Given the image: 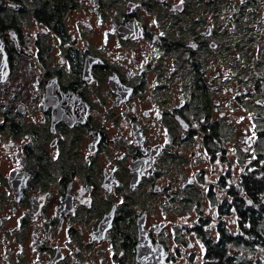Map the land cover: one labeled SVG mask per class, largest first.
Segmentation results:
<instances>
[{"label":"flooded vegetation","instance_id":"1","mask_svg":"<svg viewBox=\"0 0 264 264\" xmlns=\"http://www.w3.org/2000/svg\"><path fill=\"white\" fill-rule=\"evenodd\" d=\"M258 247L264 0H0V264Z\"/></svg>","mask_w":264,"mask_h":264},{"label":"trees","instance_id":"2","mask_svg":"<svg viewBox=\"0 0 264 264\" xmlns=\"http://www.w3.org/2000/svg\"><path fill=\"white\" fill-rule=\"evenodd\" d=\"M260 244H263V241L261 240L260 241ZM245 260H240L238 262H235L234 259L230 258V261L227 263V262H224V264H244ZM255 264H262V261L260 260V258H257L255 260Z\"/></svg>","mask_w":264,"mask_h":264},{"label":"rangeland","instance_id":"3","mask_svg":"<svg viewBox=\"0 0 264 264\" xmlns=\"http://www.w3.org/2000/svg\"><path fill=\"white\" fill-rule=\"evenodd\" d=\"M254 67H255V69H258V63H254ZM254 255H255L256 259L257 258H260L261 259L263 257L262 250H261L260 247L256 248V250L254 252Z\"/></svg>","mask_w":264,"mask_h":264},{"label":"snow or ice","instance_id":"4","mask_svg":"<svg viewBox=\"0 0 264 264\" xmlns=\"http://www.w3.org/2000/svg\"><path fill=\"white\" fill-rule=\"evenodd\" d=\"M183 2V0H181V3Z\"/></svg>","mask_w":264,"mask_h":264}]
</instances>
